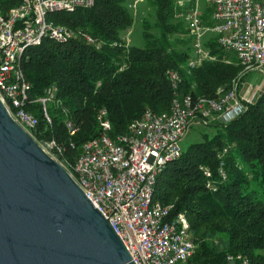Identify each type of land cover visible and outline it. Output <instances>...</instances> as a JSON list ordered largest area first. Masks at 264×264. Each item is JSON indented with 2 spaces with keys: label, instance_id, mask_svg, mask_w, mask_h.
Wrapping results in <instances>:
<instances>
[{
  "label": "trees",
  "instance_id": "1",
  "mask_svg": "<svg viewBox=\"0 0 264 264\" xmlns=\"http://www.w3.org/2000/svg\"><path fill=\"white\" fill-rule=\"evenodd\" d=\"M129 1L94 0L92 7L50 15L56 23L86 30L99 48L79 37L64 44L45 39L22 55L30 85L26 109L37 118L32 136L37 142L53 140L57 159L68 170L83 143L102 133V109L112 138L127 133L146 109L168 111L173 98L168 70L179 72L180 93L194 99L218 98L219 89L228 90L242 70L235 55L219 46L215 32L204 39L215 59L187 68L191 36L177 14L189 4L180 6L179 0H147L155 10L154 22L142 20V46L128 44L125 36L133 23ZM14 4L0 0V11ZM212 11V4L202 10L204 25L213 24ZM51 84L57 86V94L55 101L46 103L48 122L36 99ZM67 122L75 129L72 134ZM197 127L200 139L182 147L180 157L158 176L154 201L173 205L171 215L187 216L196 246L191 262L228 264V254H242L252 264H264V96L231 121L211 120ZM223 148L225 180L217 176V155ZM201 166L211 167L213 188L206 187Z\"/></svg>",
  "mask_w": 264,
  "mask_h": 264
},
{
  "label": "built area",
  "instance_id": "2",
  "mask_svg": "<svg viewBox=\"0 0 264 264\" xmlns=\"http://www.w3.org/2000/svg\"><path fill=\"white\" fill-rule=\"evenodd\" d=\"M15 4L0 11V98L11 117L29 134L37 124L36 116L26 109L29 83L21 66L25 50L45 39L64 44L79 37L99 48L97 40L86 30L73 29L56 23L51 14L70 13L89 8L94 0H8ZM189 4L177 14L183 17L191 36L192 56L188 69L199 67L205 60H214L204 46L205 34L215 32L219 46L235 55L241 72L231 81L228 90L219 89L218 98L181 94L180 74L168 70L173 90L168 111L146 109L129 125L125 134L110 137V123L102 109L98 120L102 133L83 143L75 162L66 169L92 204L109 220L136 264H203L191 262L196 246L190 238L187 216L171 215L173 205L154 201L158 176L182 153L181 140L193 123L208 124L217 118L231 121L244 112L259 96H264V0H211L212 25H204L197 6ZM259 73V82H246L241 76ZM243 87V88H242ZM57 86L44 89L40 102L45 119L50 122L46 103L56 99ZM70 134L75 129L67 122ZM33 137V136H32ZM57 159L53 140L38 142ZM218 153L217 176L225 180L223 155ZM59 162V161H58ZM61 164V163H60ZM206 187L213 188L214 173L201 166ZM228 264H252L242 254H228Z\"/></svg>",
  "mask_w": 264,
  "mask_h": 264
},
{
  "label": "water",
  "instance_id": "3",
  "mask_svg": "<svg viewBox=\"0 0 264 264\" xmlns=\"http://www.w3.org/2000/svg\"><path fill=\"white\" fill-rule=\"evenodd\" d=\"M0 264H136L109 220L1 98Z\"/></svg>",
  "mask_w": 264,
  "mask_h": 264
},
{
  "label": "rangeland",
  "instance_id": "4",
  "mask_svg": "<svg viewBox=\"0 0 264 264\" xmlns=\"http://www.w3.org/2000/svg\"><path fill=\"white\" fill-rule=\"evenodd\" d=\"M184 1L186 3L187 1H189L191 2L190 4H192L193 6H197L200 12H202V10L206 6L212 4L211 0H184ZM127 6L129 9H131L133 16V23L131 29L125 36V41L130 45L142 46L144 44V38L142 36V31H143L142 20L145 18L150 23H153L155 19V10L153 7L148 5L147 0H131L128 2ZM261 78L262 76L259 73H254V72L248 73L241 80V86H243L242 84H245L246 82H259ZM212 120L218 121L217 118ZM209 122H211V120ZM197 130H198L197 124L193 123L186 132V134L183 136L180 142L181 147H186L187 145L194 143L200 139L199 132ZM206 130L209 131L210 129L207 128Z\"/></svg>",
  "mask_w": 264,
  "mask_h": 264
}]
</instances>
